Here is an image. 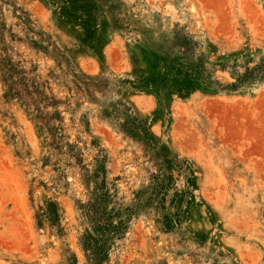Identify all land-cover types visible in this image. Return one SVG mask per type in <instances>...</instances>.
Masks as SVG:
<instances>
[{
	"label": "rangeland",
	"instance_id": "rangeland-1",
	"mask_svg": "<svg viewBox=\"0 0 264 264\" xmlns=\"http://www.w3.org/2000/svg\"><path fill=\"white\" fill-rule=\"evenodd\" d=\"M0 14L6 51L62 114L53 141L0 79V264H94L93 184L66 143L88 170L104 158L117 192L127 228L103 264H264V0H0ZM44 35L95 88L69 91L73 72L31 45ZM118 101L152 147L101 116Z\"/></svg>",
	"mask_w": 264,
	"mask_h": 264
},
{
	"label": "trees",
	"instance_id": "trees-1",
	"mask_svg": "<svg viewBox=\"0 0 264 264\" xmlns=\"http://www.w3.org/2000/svg\"><path fill=\"white\" fill-rule=\"evenodd\" d=\"M73 6H76V4L64 1L61 7H59L60 13L68 18H72L74 16L73 14L77 12L72 9ZM24 23L26 26H30V24ZM2 29L3 24L1 23L0 17V79L5 88L4 97L17 99L21 103H24L27 109L31 110L34 119L40 123L43 129L47 130L53 141H56L59 137L55 123L62 121V114L58 110L61 102L57 101L51 89L45 86L47 82L40 84L28 79L26 77L27 72L21 68L18 62L13 61L10 54L6 51L5 46H3L4 35ZM31 45L46 55H50L55 59L59 58V60L67 65L68 71L73 72L71 74L73 87L69 91L75 90L77 94H84L89 93L91 89L95 88L94 83L98 79L91 78L82 73L79 75L75 74L70 65L65 62L66 59L63 52L50 42V38H41L37 41L32 39ZM62 64L60 62L58 65L61 66ZM48 89L50 90V94L46 93ZM98 105L101 116L115 121L120 131L146 147L153 146V135L149 132L145 124H142L133 115L124 102L118 101L113 104L98 103ZM50 108L53 111H50ZM66 147L68 148L69 155L75 158L76 162L82 165V169L87 173V181L89 179L92 180L93 188L91 191V199L82 207L83 213L89 221L91 231L96 236V239L93 240L90 235H86L83 238V248L88 254L90 261L94 264H103L108 259V251L113 236L122 234L127 228V225L121 219L114 225V217L118 216V218H121L118 215L119 213L116 212L118 208H121L118 202L119 200L116 198L117 192L107 187V168L104 158L97 159V164L94 166V169L88 170L83 165V155L77 147L71 143H66ZM52 216L57 217L58 215Z\"/></svg>",
	"mask_w": 264,
	"mask_h": 264
}]
</instances>
